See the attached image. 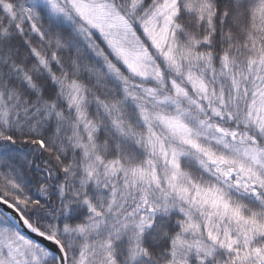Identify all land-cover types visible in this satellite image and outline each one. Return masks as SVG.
I'll use <instances>...</instances> for the list:
<instances>
[{
  "label": "snow or ice",
  "instance_id": "6c2138e0",
  "mask_svg": "<svg viewBox=\"0 0 264 264\" xmlns=\"http://www.w3.org/2000/svg\"><path fill=\"white\" fill-rule=\"evenodd\" d=\"M0 264H264V0H0Z\"/></svg>",
  "mask_w": 264,
  "mask_h": 264
}]
</instances>
